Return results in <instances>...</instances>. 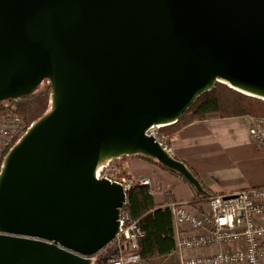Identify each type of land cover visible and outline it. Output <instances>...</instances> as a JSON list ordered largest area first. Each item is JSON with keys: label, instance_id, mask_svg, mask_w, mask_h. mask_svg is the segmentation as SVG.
I'll use <instances>...</instances> for the list:
<instances>
[{"label": "water", "instance_id": "obj_1", "mask_svg": "<svg viewBox=\"0 0 264 264\" xmlns=\"http://www.w3.org/2000/svg\"><path fill=\"white\" fill-rule=\"evenodd\" d=\"M216 83L264 100V0H0V103L51 88L1 166L0 264H95L128 197L101 173L124 156L209 197L148 132Z\"/></svg>", "mask_w": 264, "mask_h": 264}, {"label": "built area", "instance_id": "obj_2", "mask_svg": "<svg viewBox=\"0 0 264 264\" xmlns=\"http://www.w3.org/2000/svg\"><path fill=\"white\" fill-rule=\"evenodd\" d=\"M247 118H250L251 140L264 151V116ZM27 129L26 121L17 112L0 115V170L4 157ZM160 129L152 128L148 133L165 144L167 136L160 135ZM110 171L111 168L103 170L101 177L122 182L127 193L136 183L147 185L152 195L156 192L148 177L137 179L130 175L114 179V172ZM128 204L127 199L119 209L121 232L106 246L109 248L106 255L95 264L143 261L139 247L145 232ZM160 207L168 208L173 215L179 264H264V185L212 193L207 207L202 209L192 201H174ZM211 248L217 250L197 253Z\"/></svg>", "mask_w": 264, "mask_h": 264}, {"label": "crops", "instance_id": "obj_3", "mask_svg": "<svg viewBox=\"0 0 264 264\" xmlns=\"http://www.w3.org/2000/svg\"><path fill=\"white\" fill-rule=\"evenodd\" d=\"M249 120L247 117L221 118L216 115L197 120L170 138L172 154L197 172L211 193H229L264 185V151L259 150L250 138ZM125 167L137 179H151L156 190L153 196L160 206L174 201H192L199 209L207 207L208 200L198 197L189 182L157 164L140 156H130L125 159ZM214 250L217 249H201L197 253Z\"/></svg>", "mask_w": 264, "mask_h": 264}, {"label": "trees", "instance_id": "obj_4", "mask_svg": "<svg viewBox=\"0 0 264 264\" xmlns=\"http://www.w3.org/2000/svg\"><path fill=\"white\" fill-rule=\"evenodd\" d=\"M50 90L51 88L49 85H46L37 93L23 97L20 100H7L1 102L0 115L9 112H17L23 117L29 127L33 121L37 120L46 112L49 106ZM212 115L221 118L264 116V100L247 96L222 83H216L212 90L203 92L196 99L190 108L179 117L177 123L162 127L160 129V135H168L169 138H171L181 128L197 120H204ZM165 144L169 145V142ZM135 156H140L182 177L176 171L166 168L161 163L147 156ZM129 157L130 156H124L114 160V163L121 169L122 178L125 177V175L130 176L125 167V159ZM194 173L201 181L198 173L195 171ZM197 195L203 201L209 198L208 196ZM127 196L129 201L128 209L133 217L139 219V225L145 232L144 237L140 239L139 247V252L143 260L148 261L161 258L173 253L176 250V235L174 219L170 210L160 207V205L156 203L154 196L149 193L148 186L144 184L136 183V185L128 191ZM105 255L106 253L103 256Z\"/></svg>", "mask_w": 264, "mask_h": 264}, {"label": "rangeland", "instance_id": "obj_5", "mask_svg": "<svg viewBox=\"0 0 264 264\" xmlns=\"http://www.w3.org/2000/svg\"><path fill=\"white\" fill-rule=\"evenodd\" d=\"M49 105H50V100H49ZM169 140H170V138L167 135L166 142L168 143ZM110 168H111L110 172H112V171L114 172V174H113V178L114 179H121L122 178L121 177V175H122L121 174V169L116 163H114V161L106 169H110ZM125 176H127V175H125ZM119 177H121V178H119ZM108 249L109 248H105L104 250H102L99 253V258H97V260L102 259L103 255L108 251ZM140 264H179V258H178V255L176 254V252H174L172 254H169V255L161 257V258H155V259H151V260H148V261L143 260Z\"/></svg>", "mask_w": 264, "mask_h": 264}]
</instances>
